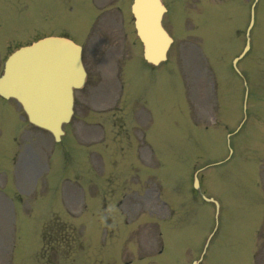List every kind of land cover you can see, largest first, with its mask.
Instances as JSON below:
<instances>
[{
  "label": "rangeland",
  "instance_id": "rangeland-1",
  "mask_svg": "<svg viewBox=\"0 0 264 264\" xmlns=\"http://www.w3.org/2000/svg\"><path fill=\"white\" fill-rule=\"evenodd\" d=\"M91 1L96 13L95 7L108 15L91 25L87 37L94 17L90 1L71 0L73 7L68 0H0V72L5 55L18 45L60 30L77 41L85 37L90 72L85 87L76 92L75 115L58 142L30 125L12 99L0 98V264H12L13 250L16 264H194L213 227V206L200 200L199 190L194 204L190 193L193 173L203 166L198 183L200 176L201 191L215 195L219 214L199 264H264V0L251 29V47L238 63L248 87L247 118L230 137L232 155L218 165L213 162L228 154L227 133L243 116L245 85L231 60L244 46L252 0H171L175 14L167 13L165 19L174 42L152 116L132 111V119L121 120L124 126L109 131L119 138L114 142L102 124L92 122L103 114L94 104L112 101L107 99L111 90L104 98L103 90L93 87H105V77L95 80L94 72L104 71L106 59L100 54L94 60L90 50L104 34L118 42L122 32L135 38L131 0ZM137 43L139 83L144 79L150 89ZM114 67L113 62L108 67L111 77ZM160 73L166 76L164 70ZM132 98L128 95L127 102ZM121 107L113 112L124 113L125 100ZM123 128L135 137L125 140ZM141 130L151 155L142 147L147 142L141 143ZM95 132L104 142L91 137ZM92 151L98 154L100 171L91 164ZM60 217L81 231L82 249L70 246ZM167 230L175 238L164 252Z\"/></svg>",
  "mask_w": 264,
  "mask_h": 264
},
{
  "label": "water",
  "instance_id": "water-1",
  "mask_svg": "<svg viewBox=\"0 0 264 264\" xmlns=\"http://www.w3.org/2000/svg\"><path fill=\"white\" fill-rule=\"evenodd\" d=\"M132 12L144 57L157 63L171 40L160 24V0H134ZM82 79L79 47L66 39L46 37L10 56L0 77V95L16 98L29 121L59 139L61 123L71 114V87L81 85Z\"/></svg>",
  "mask_w": 264,
  "mask_h": 264
}]
</instances>
